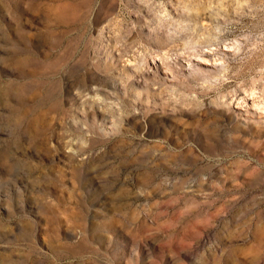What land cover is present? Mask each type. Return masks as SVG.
Instances as JSON below:
<instances>
[{
  "label": "rangeland",
  "instance_id": "rangeland-1",
  "mask_svg": "<svg viewBox=\"0 0 264 264\" xmlns=\"http://www.w3.org/2000/svg\"><path fill=\"white\" fill-rule=\"evenodd\" d=\"M252 94L264 0H0V264H264Z\"/></svg>",
  "mask_w": 264,
  "mask_h": 264
},
{
  "label": "bare ground",
  "instance_id": "bare-ground-1",
  "mask_svg": "<svg viewBox=\"0 0 264 264\" xmlns=\"http://www.w3.org/2000/svg\"><path fill=\"white\" fill-rule=\"evenodd\" d=\"M225 48L226 47H223L222 50H225ZM206 52H208V53L211 54L212 51L211 50L210 51L209 50H206ZM204 60H206V59H204ZM206 61H208V60H206ZM208 63H209V61H208ZM253 95L254 94L249 95V96H246L241 101H238L236 106L241 107V108H244L245 110L249 111V113L252 112V113H254L256 115H259L261 117H264V102H260V101L258 102V101H256V99H255L256 96H253Z\"/></svg>",
  "mask_w": 264,
  "mask_h": 264
}]
</instances>
